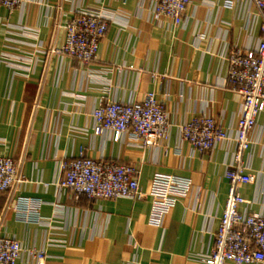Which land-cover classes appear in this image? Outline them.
<instances>
[{"label": "crops", "instance_id": "obj_1", "mask_svg": "<svg viewBox=\"0 0 264 264\" xmlns=\"http://www.w3.org/2000/svg\"><path fill=\"white\" fill-rule=\"evenodd\" d=\"M82 8H101L110 18L97 60L43 52L61 45L64 25ZM257 13L245 0H193L175 24L156 20L151 0H22L14 12L0 5V156L22 162L25 178L12 199L0 192V235L44 251L43 264H207L237 148L232 140L199 153L179 126L214 116L236 135L242 99L225 82L228 53L264 38ZM149 92L172 123L159 145L96 133L101 99L140 101ZM251 138L243 158L254 181L241 188V209L264 216V110ZM81 154L138 166L148 193L161 175L190 182V190L161 222L153 221L150 195L134 201L60 192L63 162ZM19 197L40 202L43 222L16 211ZM17 264L37 263L26 251Z\"/></svg>", "mask_w": 264, "mask_h": 264}, {"label": "built area", "instance_id": "obj_2", "mask_svg": "<svg viewBox=\"0 0 264 264\" xmlns=\"http://www.w3.org/2000/svg\"><path fill=\"white\" fill-rule=\"evenodd\" d=\"M245 1L254 6L258 17L264 20V0ZM151 2L156 20L166 18L178 24L193 0ZM0 5L14 12L20 8L22 0H0ZM227 5L231 7L233 4L230 2ZM109 21L110 18L101 8L79 9L64 25L65 35L61 45L43 52L69 56L83 64H91L97 60ZM228 59L230 68L225 82L242 99L236 135L231 136L214 116L194 118L181 124L179 131L182 139L199 153L210 152L232 140L237 148L226 171L229 193L225 209L213 234V246L203 260L207 264H260L264 263V216L241 209L247 202L241 188L254 181V175L247 172L243 155L253 143L251 133L264 110V38L254 49L234 47L228 53ZM93 117L97 134L110 131L114 141L132 134L143 146L159 145L167 138L172 126L163 102L154 92L147 93L140 101L101 99ZM139 175L140 168L134 164H118L81 154L78 158L63 162L62 176L56 186L60 192L70 193L76 198H129L141 201L150 195L154 200L155 222H161L178 199L186 196L190 190V182L161 175L155 177L152 190L148 193L140 186ZM24 182L22 162H17L12 156H0V192L9 193L12 199ZM14 208L27 221L33 214L35 222H43L38 200L19 197ZM26 251L37 264L44 263V251L26 250L18 239L0 235V264H17Z\"/></svg>", "mask_w": 264, "mask_h": 264}]
</instances>
